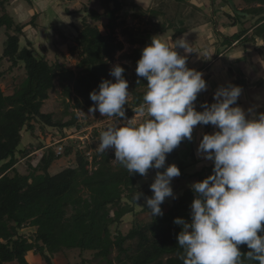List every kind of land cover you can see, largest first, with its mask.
Masks as SVG:
<instances>
[{"label":"trees","instance_id":"1","mask_svg":"<svg viewBox=\"0 0 264 264\" xmlns=\"http://www.w3.org/2000/svg\"><path fill=\"white\" fill-rule=\"evenodd\" d=\"M14 1L0 0V33L3 31L6 37L0 55V264H31L30 257L34 263L41 257L45 264H57L54 257L65 251L89 252L93 260L105 264H182L178 258L181 249L177 241L182 228L174 224V220L191 221L190 206L194 193L190 185L212 175L214 167L212 162L199 171L187 172L200 162L195 157L192 140L187 144L185 139L166 156V166L175 164L180 169L177 181L189 186L171 204L163 202L162 216L152 217L147 222L135 218L132 228L124 235L120 230L124 218L130 214L138 216L136 205L153 194L150 190L152 181L145 180L163 169H149L145 177L130 174L118 162H112L115 155L108 151L95 152L90 162L87 153L95 145L82 144L79 140L60 144L64 145V150L58 155L55 147L59 145H55V138L48 139L47 131L52 129V137L62 140L69 136V131L76 133L83 127L76 110L87 112L94 106L89 93L98 91L102 80L115 82L109 72L116 54L124 50L125 43L132 47L131 51L121 55L122 61L131 63L122 62L120 65L124 68L123 76L131 96L125 105V115L135 113L147 86V81L138 77L135 69L151 38L172 31L168 38L175 41L194 29L190 22L196 15L198 22L205 24H214L213 18L193 5L192 13H180L185 20L182 25L167 14L166 10L173 6L165 1L158 7L144 8L137 4V0H86L81 10L67 8L68 15L81 16L82 23L81 28L73 25L77 35L74 45L69 46L68 54L76 57L78 62L76 70H72L61 59L51 63L47 53L38 56L31 41L22 44L27 36L26 29L29 26L36 28L40 13H33L31 21L26 24L16 21L8 11ZM20 1L34 10L36 0ZM221 2L231 10V13H224L230 21L229 26L251 22L250 28L225 38L226 41L238 42L236 46L245 41L255 43L260 40L264 43V0ZM133 20L142 27L131 26ZM213 33L218 36L215 29ZM119 36L124 41H120ZM233 44L232 47H236ZM13 71H23L26 76L14 88L13 94L8 95L2 88V82H8V75ZM58 83L63 85L65 111L71 118L66 122L55 120L52 113L43 112ZM73 99L75 103L71 105ZM205 102L202 92L199 93L196 110L203 111L200 105ZM38 127L46 134L48 144H40L38 149L32 144L21 148L24 133L34 135ZM206 127L204 134H210L211 125ZM182 147H186L189 157L181 155ZM37 151H42V155L37 157ZM62 157L74 158L75 166L70 165L52 175L50 169ZM184 157L191 158V163H185ZM20 159L26 161L24 172L18 168ZM177 159L179 162L174 163ZM138 193L141 197L136 204L134 196ZM28 230H33V233H26ZM129 242L135 245L129 248L126 246ZM115 250L117 256L113 259ZM240 251L246 254L250 250L241 245ZM77 264H92V260L83 259ZM244 264L255 262L245 260Z\"/></svg>","mask_w":264,"mask_h":264},{"label":"clouds","instance_id":"2","mask_svg":"<svg viewBox=\"0 0 264 264\" xmlns=\"http://www.w3.org/2000/svg\"><path fill=\"white\" fill-rule=\"evenodd\" d=\"M177 48L192 53L185 37L171 45L152 37L142 50L135 71L147 86L135 109L139 121L116 122L125 117L130 95L123 67L110 70L115 82L102 80L98 91L89 93L94 102L89 112L113 118L100 134L98 151L114 149L113 162L130 174L145 177L149 169H163L150 185L153 195L145 198L150 215L162 216L165 199L176 198L171 181L181 175L175 164L166 166L167 154L185 139L191 141L197 125H212L217 130L203 135L197 155L213 162V174L190 185L191 221L174 220L182 228L178 258L182 264H264V113L249 109V118L241 107H233L242 89L231 84L220 86L215 102H205L200 105L204 110L197 111L195 102L207 90L206 81L202 72L187 67V55ZM140 197L134 196L136 204ZM241 245L250 251L242 254Z\"/></svg>","mask_w":264,"mask_h":264},{"label":"rangeland","instance_id":"3","mask_svg":"<svg viewBox=\"0 0 264 264\" xmlns=\"http://www.w3.org/2000/svg\"><path fill=\"white\" fill-rule=\"evenodd\" d=\"M144 1V0H143ZM142 0H137V4L143 6L146 8L147 6H154L158 7L160 6L161 2L165 1L168 3V5H172L173 7H170V9H167L166 12L167 14L171 15V19L181 23L184 22L185 20L180 17V13L183 11H188V13H192L191 6L195 8L198 7V9L202 10L204 12V15H210L213 19L214 24H205L198 22L199 20L197 19L198 15H196V18H194L190 24L193 26V30L188 32L184 37L186 38L187 41L191 40L189 45H193L195 40L197 41H202L203 44H200L198 46L197 43H195V46L200 49L204 50L208 48L209 46L212 47L214 45V51L215 55H218L219 49H222L223 52H225V58L224 62H226L229 57H231L232 52H244L248 46H256L258 45L259 49L256 50L258 52V56L256 59L259 61L263 66H264V44L260 40H257L255 43H250V42H243L238 48H232L233 42L226 41L225 38H231L235 34L250 28L251 22H246V23H238L236 26H229L230 21L229 19L224 15V13L228 12L231 13V10L224 6L222 4V0H145L143 2ZM195 1L198 3H195ZM86 0H36L34 3V10H31L29 5H27L25 2L20 1V0H15L11 5L8 7V11L14 16L16 21H20L22 23H28L31 21V17L33 13H40V17L37 19L36 23L37 26L36 28H33L29 26L26 29V38L28 39H23L22 44L25 45L27 41H31L34 45V48L36 50V54L38 56L45 55L47 53V56L49 58V61L51 63H54L57 59H61L66 63V66L68 69L76 70V64L78 62V59L76 57H71L68 54V49L69 46L74 45V40L75 36L77 35V31L73 25H75L78 28L82 27V23L80 21L79 15H75L74 17H70L67 13V8L71 10H81L83 9V5L85 4ZM160 2V3H159ZM130 3V1H128ZM202 3V4H200ZM158 4V5H157ZM129 5V4H128ZM90 7V5H89ZM93 7V5H91ZM131 9V8H130ZM132 10V9H131ZM215 10L217 14H215ZM226 11V12H225ZM169 12V13H168ZM179 14V16L176 18L175 16ZM189 18H190V14ZM181 20V21H180ZM130 25L135 27V28H141L138 21H131ZM100 29L104 33V27L102 24H100ZM214 29L216 30L217 35H214ZM64 34V35H63ZM172 35V31L167 33V35H161L159 38L161 39L162 42L171 45V42L174 43L178 38L173 41L171 38H168V36ZM5 34L2 31L0 33V55L3 50V43L5 41ZM120 41H124V39L119 36ZM242 40V39H240ZM193 41V42H192ZM125 43V42H124ZM195 51L197 50L194 47ZM132 47L125 43V48L123 51L118 52L115 56V61L113 62L114 66L116 65H121L122 62L123 64H128L131 65L130 62H124L121 60V55L127 51H131ZM176 50L180 51L181 55L184 52L183 49L177 48ZM217 53V54H216ZM187 55V67L189 63L190 56L189 53H185ZM192 54V53H191ZM64 56L65 59H62ZM7 69L8 64L5 66ZM133 69V68H132ZM191 69V68H190ZM197 70V69H195ZM133 73V70H131ZM8 82H2V88L6 92V94H13L14 88L19 85L24 77L26 76L23 71H13L12 73L8 75ZM18 76V77H17ZM13 77L15 79L13 80ZM237 78V76H236ZM260 80H264V77H262ZM259 80V81H260ZM264 82V81H263ZM263 82L261 81L259 83L261 84H256V86H262ZM207 83V80H206ZM234 86H239L242 90L248 86L249 82L247 78H245V75L239 76L238 79H236L234 82L232 81ZM209 85V83H207ZM254 85V84H252ZM213 92L211 95H209V98H204L206 102L209 104L214 103L215 100L213 99L214 96ZM64 96H63V85L58 83L56 90L51 93L50 99L45 103L43 107V112L44 113H52L54 114L55 120H62L64 122L69 121L71 118L70 116L66 115V105L63 102ZM67 102H69L67 100ZM74 99L71 100V105H74ZM210 106V105H209ZM242 106L241 98L239 96L237 102L233 107ZM261 110V109H260ZM263 111H259V113H262ZM76 113L83 124V127L78 130L79 134L84 137L88 136V140L86 144H91L95 145L94 150L98 152V146L100 143V134L98 131H104L106 130L105 127L107 126L106 123H109V117H104L99 114L98 111L95 113H90L89 111L84 112L81 110H76ZM97 127V128H96ZM214 131V128L212 129ZM49 132L48 134V139L50 140L51 138H55V141H58V137H52L53 130L48 129ZM68 135H76L78 136V133H74L73 131H69ZM76 139V138H74ZM49 140H46V134H44V131L40 129L39 127L37 128L36 132L31 134L30 132H25L24 133V141L23 144L21 145V148H24L25 146H28L30 144L34 145L35 148H39L40 144H48ZM75 141V140H74ZM69 141L64 142L65 144H68ZM56 151L58 147H55ZM198 148V146H197ZM197 148H195V157L196 159L200 160L198 161V164H196L193 167H190L187 169L188 173H194L195 171L201 170L203 167H205V159L197 155ZM186 147H182V156L186 154V157L190 156L187 150H185ZM109 150V149H108ZM114 151V149H112ZM184 150V151H183ZM42 151H37L36 156L39 157ZM20 158V157H19ZM72 159V160H71ZM68 159L66 157H62L58 159L52 168L50 169V173L52 175H55L59 172H61L63 169L69 167L70 165L75 166V161L74 158ZM185 163H191V158L185 159ZM114 161V160H113ZM112 161V162H113ZM179 160H175L174 163H178ZM117 163V162H113ZM26 161L20 159V163L18 164V168L21 172L25 171L26 168ZM155 176L145 180L146 182L152 181L151 183L154 182ZM179 183V184H177ZM181 184V185H180ZM184 182L177 181V178H173L171 181V187L173 189V194L175 197H178L179 195H182L183 191L189 186V185H183ZM180 191V192H179ZM153 195V194H152ZM151 195V196H152ZM150 198V197H149ZM174 198L169 197L166 198L165 201L169 204H171ZM140 206V207H139ZM136 216L135 215H128L124 218L123 224L120 227V230L122 233L125 235L127 234L130 229L132 228V222L135 218H137L139 221L142 222H147L151 220L152 216L150 215L149 210L147 209L146 202H141L136 205ZM33 230H28L26 233H33ZM135 245L134 242H129L126 244L127 247H133ZM117 256V251L115 250L112 254V258L114 259ZM83 259H88L92 260V264H105L101 263L99 261L93 260V256L91 253L86 252V253H81L80 251H65L62 254H60L57 257H54V260L56 261L57 264H77L80 263ZM29 261L31 264H45L43 258L38 257L36 262L34 263L33 257L29 258Z\"/></svg>","mask_w":264,"mask_h":264},{"label":"crops","instance_id":"4","mask_svg":"<svg viewBox=\"0 0 264 264\" xmlns=\"http://www.w3.org/2000/svg\"><path fill=\"white\" fill-rule=\"evenodd\" d=\"M195 3L197 2L195 1ZM193 41L194 44L190 45L192 46V54L189 53V55L192 57L189 59L188 66L191 69L201 70L199 72L203 73V79L205 81L207 80V83H209V85L206 83L207 90L202 91L203 99L209 98L208 96L213 92H216L220 86H228L229 84L233 85L232 81L234 82L239 76L245 75L249 85L241 92V108L245 111L246 117L249 118V109H252L253 113L258 114L261 110L263 111L262 113H264V82L262 86H256L259 80L264 77V66L260 62H257L260 58L258 60L256 59L258 56V52L256 51L259 49L258 45L255 47L248 46L244 52H232L230 55L231 57L224 62L225 52H223L222 49H219V54L215 55L214 45L212 47L209 46L204 50H200L196 46L203 44L202 41ZM187 42L190 43L191 40ZM195 43H197L196 46ZM239 46L240 44L232 48H238ZM194 47L197 49L196 51ZM182 55L186 54L183 53ZM206 128V125H197L194 127L192 142H194L195 148L199 145L201 137L206 132ZM213 128L214 127L211 125L210 134L217 130L214 128V131H212ZM186 142L187 144L190 143L188 140H186ZM205 163V166H210L212 164L211 161L207 160Z\"/></svg>","mask_w":264,"mask_h":264},{"label":"built area","instance_id":"5","mask_svg":"<svg viewBox=\"0 0 264 264\" xmlns=\"http://www.w3.org/2000/svg\"><path fill=\"white\" fill-rule=\"evenodd\" d=\"M237 44H238V42H234L233 46H236ZM112 67H114V64H112ZM128 91H129V90H128ZM130 99H131V96L129 95L128 100H130ZM128 100H127V101H128ZM134 117H135V119H136L137 121H139V120L141 119L140 117L136 116L135 113H133V114L125 115L124 118H121V119L117 120L116 122H117L118 124H119V123H123V122H126L127 120H130V119L134 118ZM112 122H113V118H109V123H106L107 126L105 127V129H107V127L110 126V125L112 124ZM96 128H97V127H96ZM98 132L101 133L102 131H98ZM76 133H78V136H76V135H69V136H67L66 138L62 139V140L59 139L58 141H55V145H59V147L57 148V153H58V155H60V154L62 153V151L64 150V145H60V144L66 142V141H69V140H79V141H81L82 144H86V143H87L88 136H84V137H82V136L79 134V132H76ZM74 138H76V139H74ZM106 151H108L110 154H114V151H113L111 148H110L109 150L107 149ZM95 152H97V151L94 150V149H92V150H90V151L87 153V157H88V159H89L90 162L93 161V154H94Z\"/></svg>","mask_w":264,"mask_h":264}]
</instances>
